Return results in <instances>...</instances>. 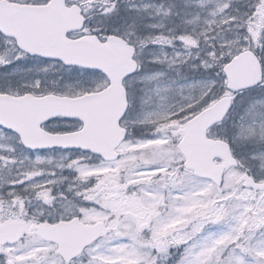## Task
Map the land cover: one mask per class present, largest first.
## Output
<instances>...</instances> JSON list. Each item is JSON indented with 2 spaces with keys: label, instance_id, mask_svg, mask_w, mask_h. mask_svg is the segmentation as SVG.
Here are the masks:
<instances>
[{
  "label": "snow or ice",
  "instance_id": "1",
  "mask_svg": "<svg viewBox=\"0 0 264 264\" xmlns=\"http://www.w3.org/2000/svg\"><path fill=\"white\" fill-rule=\"evenodd\" d=\"M0 264H264V0H0Z\"/></svg>",
  "mask_w": 264,
  "mask_h": 264
}]
</instances>
